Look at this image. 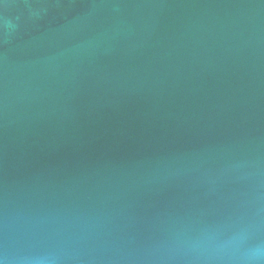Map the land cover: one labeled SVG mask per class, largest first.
<instances>
[{"label": "water", "instance_id": "1", "mask_svg": "<svg viewBox=\"0 0 264 264\" xmlns=\"http://www.w3.org/2000/svg\"><path fill=\"white\" fill-rule=\"evenodd\" d=\"M0 264H264V0H0Z\"/></svg>", "mask_w": 264, "mask_h": 264}]
</instances>
